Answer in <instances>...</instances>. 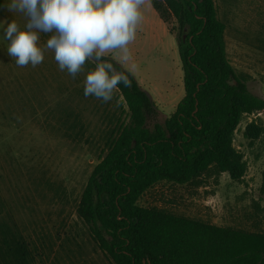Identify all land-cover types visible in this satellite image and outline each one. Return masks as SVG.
Returning <instances> with one entry per match:
<instances>
[{
    "label": "rangeland",
    "instance_id": "obj_1",
    "mask_svg": "<svg viewBox=\"0 0 264 264\" xmlns=\"http://www.w3.org/2000/svg\"><path fill=\"white\" fill-rule=\"evenodd\" d=\"M9 2L0 0V264H113L78 209L92 171L129 121L128 108L118 89L108 103L84 96L92 61L75 79L59 69L51 50L36 67L17 66L3 22L15 19L23 29L27 20L9 12ZM214 2L230 63L249 91L264 98V0ZM39 35L44 48L50 34ZM129 48L132 60L123 67L136 65L130 73L170 117L185 96L184 71L177 40L151 2ZM232 139L245 164L240 179L213 171L184 185L161 181L139 204L264 233V111L243 115ZM17 241L26 244L18 256Z\"/></svg>",
    "mask_w": 264,
    "mask_h": 264
},
{
    "label": "trees",
    "instance_id": "obj_2",
    "mask_svg": "<svg viewBox=\"0 0 264 264\" xmlns=\"http://www.w3.org/2000/svg\"><path fill=\"white\" fill-rule=\"evenodd\" d=\"M150 2L177 40L185 96L164 118L137 79L106 57L132 80L131 88L117 87L129 121L92 171L78 214L113 264H264V233L139 204L161 181L184 185L213 171L240 179L245 164L233 133L243 115L264 111V98L249 91L228 59L214 0ZM17 245L16 256L26 244Z\"/></svg>",
    "mask_w": 264,
    "mask_h": 264
},
{
    "label": "clouds",
    "instance_id": "obj_3",
    "mask_svg": "<svg viewBox=\"0 0 264 264\" xmlns=\"http://www.w3.org/2000/svg\"><path fill=\"white\" fill-rule=\"evenodd\" d=\"M150 0H10L6 8L20 13L27 23L22 29L15 19L3 22L7 53L19 67H36L44 60V52H54L61 71L75 79L88 61L95 64L84 80V96L104 103L113 100L118 85L132 87V80L117 71L106 59L109 55L119 63L132 60L129 45L136 39L143 20V8ZM40 33L50 34L44 48L38 45ZM136 65L131 64L129 72Z\"/></svg>",
    "mask_w": 264,
    "mask_h": 264
},
{
    "label": "crops",
    "instance_id": "obj_4",
    "mask_svg": "<svg viewBox=\"0 0 264 264\" xmlns=\"http://www.w3.org/2000/svg\"><path fill=\"white\" fill-rule=\"evenodd\" d=\"M164 23V22H163ZM165 24V23H164ZM166 25V24H165ZM167 27V26H166ZM168 29V28H167ZM169 31V30H168ZM170 33V32H169ZM171 34V33H170Z\"/></svg>",
    "mask_w": 264,
    "mask_h": 264
}]
</instances>
